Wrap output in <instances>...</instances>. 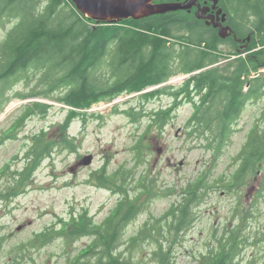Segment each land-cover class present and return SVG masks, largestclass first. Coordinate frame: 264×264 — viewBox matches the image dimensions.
<instances>
[{"label": "trees", "instance_id": "1", "mask_svg": "<svg viewBox=\"0 0 264 264\" xmlns=\"http://www.w3.org/2000/svg\"><path fill=\"white\" fill-rule=\"evenodd\" d=\"M220 2L229 13L228 23L237 37L250 38L248 46L235 55L237 60L222 66L217 65V46L225 41L216 33L208 35L203 22L193 16L184 18L180 12L101 24L82 16L70 0H0V31L4 32L0 40V114L12 99L37 98L64 105L71 114L79 116V111L94 104L155 88L140 94V98L171 96L175 100L169 108L156 111L147 128L162 133L170 112L177 107V99H184L195 105L187 122L193 126L188 135H196L200 145L214 157L221 155L242 107L247 101L260 98L264 91V75L254 80L245 78L250 70L264 68V0ZM229 41L236 46L233 40ZM179 74L189 75L179 88L163 85ZM19 83L32 86L26 93L8 96ZM50 107L32 102L14 121L15 127L34 115H46ZM262 119L264 122V110ZM69 122L66 120L62 128L67 129ZM52 143L48 134L41 132L34 137L27 153L28 163L22 169L10 173L3 169L8 184L0 192L1 199L7 200L10 193L26 185L42 157H48L52 147L57 146ZM134 147V160L139 162L144 148L140 138ZM234 161L238 162L237 168L215 185L226 193L239 194L248 176L264 172V126L248 132ZM104 170L101 168L92 178L104 185H116L121 199L101 223L84 213L64 225L68 232L63 235L68 233L65 237L70 243L90 239L86 248L73 258L68 256L66 264H143L137 254L148 243L153 245V264H174V246L190 227L194 208L208 195L212 184L201 179L179 188L178 203L125 240L126 228L143 211L138 198L149 194L152 183L140 176L136 189L141 192L130 197L126 188L133 177L131 172L121 169L105 175ZM40 238L41 235L37 240ZM40 243L45 244L46 240ZM218 245L197 256L195 264H238L244 245L239 224L221 236ZM26 249L27 246L18 247L17 256L11 251L10 264L18 263Z\"/></svg>", "mask_w": 264, "mask_h": 264}, {"label": "rangeland", "instance_id": "2", "mask_svg": "<svg viewBox=\"0 0 264 264\" xmlns=\"http://www.w3.org/2000/svg\"><path fill=\"white\" fill-rule=\"evenodd\" d=\"M193 13L180 11L179 14L191 18ZM3 35L0 31V40ZM235 55L237 52L231 41L220 42L217 65L236 61ZM261 75H264V69L262 72L250 70L247 74L249 80ZM181 77L184 78L178 76L170 80L171 86L179 88L186 80ZM30 86L32 84L26 87L19 83L7 95L26 93ZM263 94L264 91L260 98L249 100L242 107L230 140L217 157L200 145L196 135H188L193 126L187 122L195 105L184 99H177V107L170 112L169 123L162 133L147 126L156 111L173 105L175 99L171 96L145 100L140 94H124L112 102H100L87 111H79V116L55 102L37 98L12 99L0 114V192L8 184L3 169L7 168L10 173L28 163L27 153L35 136L45 132L57 146L52 147L48 157L46 154L42 157L26 185L10 193L7 200L0 198V264H10L11 251L17 256L20 246H27V249L15 264H66L68 256L73 258L86 248L90 239L81 238L70 243L65 237L68 233L63 235L68 232L64 225L73 216L84 213L94 222L101 223L115 208L121 199L115 191L116 185H104L92 178L103 167L105 175L121 169L131 172L133 177L125 187L130 197L141 192L136 189V180L140 176L152 183L149 194L138 198L143 211L126 228L125 240L146 222L161 218L172 204L178 203L181 200L179 188L206 179L213 187L194 208L190 227L177 240L173 263L195 264L197 256L213 251L219 246L218 239L239 224L240 240L244 245L237 263L264 264V172L248 176L239 194L226 193L215 185L222 176L237 168L238 162L234 158L248 132L252 128H263ZM32 102L51 107L46 115H34L15 127L14 121ZM68 119L69 125L63 129L62 125ZM139 138L141 145L144 144L140 163L134 160V145ZM40 235L42 238L37 240ZM45 240V244L40 243ZM152 249V244H144L137 254L143 264H153Z\"/></svg>", "mask_w": 264, "mask_h": 264}, {"label": "water", "instance_id": "3", "mask_svg": "<svg viewBox=\"0 0 264 264\" xmlns=\"http://www.w3.org/2000/svg\"><path fill=\"white\" fill-rule=\"evenodd\" d=\"M157 0H71L76 10L84 17L103 24H113L125 20H142L154 15L170 12L187 11L196 8L195 17L206 20L205 13L209 8H201L198 0H184L175 2L156 3ZM214 6L218 0H212ZM221 13L218 10L217 15ZM225 15L222 16L224 21ZM226 27L219 25L218 36L225 38L229 35ZM234 38H236L234 36ZM86 163V162H84Z\"/></svg>", "mask_w": 264, "mask_h": 264}, {"label": "flooded vegetation", "instance_id": "4", "mask_svg": "<svg viewBox=\"0 0 264 264\" xmlns=\"http://www.w3.org/2000/svg\"><path fill=\"white\" fill-rule=\"evenodd\" d=\"M200 2H201L200 5L202 7L209 8L206 10V13L204 15L206 17V20H204V24H205L209 34H215V33L217 34L218 29H219V25H221L222 27H226L228 30L232 31V32H228L229 35L226 37V39H224L222 41L227 42V40H230V39L233 40L236 44V46L234 45L236 51H240L243 48H246L248 46V44L250 42L249 37H246V38L237 37L233 28L229 25V23H227V20L224 19V21H222L221 15H222V13H225V11H224V8L221 4L219 5V3H218V5L214 8V7H212V3L208 0H201ZM219 8L222 9V12L217 15V11L219 10ZM234 36H236L237 38H234Z\"/></svg>", "mask_w": 264, "mask_h": 264}]
</instances>
